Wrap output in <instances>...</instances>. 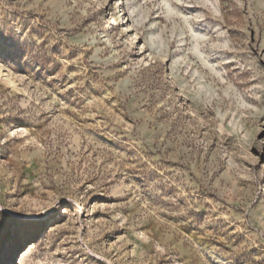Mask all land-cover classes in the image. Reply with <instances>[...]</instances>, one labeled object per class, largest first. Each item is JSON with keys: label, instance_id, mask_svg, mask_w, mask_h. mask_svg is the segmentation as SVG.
I'll return each mask as SVG.
<instances>
[{"label": "rangeland", "instance_id": "rangeland-1", "mask_svg": "<svg viewBox=\"0 0 264 264\" xmlns=\"http://www.w3.org/2000/svg\"><path fill=\"white\" fill-rule=\"evenodd\" d=\"M0 34V264H264V0H0Z\"/></svg>", "mask_w": 264, "mask_h": 264}, {"label": "bare ground", "instance_id": "bare-ground-1", "mask_svg": "<svg viewBox=\"0 0 264 264\" xmlns=\"http://www.w3.org/2000/svg\"><path fill=\"white\" fill-rule=\"evenodd\" d=\"M116 4L119 5V1H118ZM2 76L5 77V79H6L9 83H11V85L13 84L12 81H11V79H10L6 74L3 73Z\"/></svg>", "mask_w": 264, "mask_h": 264}, {"label": "snow or ice", "instance_id": "snow-or-ice-1", "mask_svg": "<svg viewBox=\"0 0 264 264\" xmlns=\"http://www.w3.org/2000/svg\"><path fill=\"white\" fill-rule=\"evenodd\" d=\"M0 39H2V34H0Z\"/></svg>", "mask_w": 264, "mask_h": 264}]
</instances>
